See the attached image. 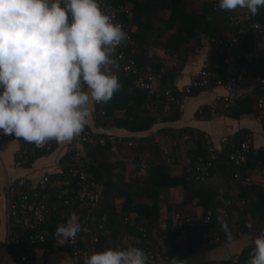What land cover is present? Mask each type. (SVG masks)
<instances>
[{
	"label": "trees",
	"instance_id": "trees-1",
	"mask_svg": "<svg viewBox=\"0 0 264 264\" xmlns=\"http://www.w3.org/2000/svg\"><path fill=\"white\" fill-rule=\"evenodd\" d=\"M218 3L219 0H204L198 5L193 0H111L114 6L128 7V16L123 19L135 26L131 44L124 48V53L147 71L163 68L156 84L160 88H170L174 100L169 103L168 110L163 111L161 106L165 98L161 94L153 96L136 88L133 75L116 69L122 87L107 104L92 101L94 123L102 128L121 127L137 132L147 130L155 123L175 120L180 112V94L173 80L186 56L199 48L204 39L211 48L209 64L220 63L222 58L236 55L247 59L246 55L255 50V41L264 36V7L259 9L257 15H251V19L263 27L258 38L251 32H245L241 35L240 43L226 48L217 44V40L236 36L238 25L231 21L235 11L218 10ZM262 41L264 42V37ZM152 47L161 49L165 57L155 53L148 54V49ZM256 54L257 62L253 64L250 61L252 75L264 73V50ZM165 58H168V64H165ZM252 93L264 95V89H259L254 84ZM220 102L219 110L200 105L195 110V116L207 119L220 112L236 117L244 111L239 100L236 105L227 109L223 107L221 99ZM142 104L149 106L140 107ZM260 121L264 126V119L260 118ZM157 132L165 134L170 140L164 154H161L152 135L118 139L117 136L94 133V139L82 143L88 177L94 182L100 195V203L94 210L96 222L104 232L98 239L99 250L103 251L108 247H138V240L143 238L161 253L164 264H168L171 256L183 260L200 249L208 250L221 244L216 240L224 234L218 218L228 219L230 223L238 225L242 235L254 239L258 237L264 230V184L256 183L253 176L264 166V146H251L248 130L244 128L226 135L228 142L232 144L248 140L245 162L237 166L229 156L231 150L228 144L223 143L219 150H212L207 136L201 130L190 126L163 127ZM97 138H103V142L99 143ZM11 139L19 140L20 144L25 143L22 138L6 136L0 139V148ZM120 146L140 157L139 163L131 162L133 169L128 176L125 175L124 161L113 156V147ZM31 147L32 152L22 164L23 167L29 166L36 158L50 154L56 147V141H49L41 148H36L33 144ZM70 155L71 142L68 143L66 152L57 159L59 170L43 173L60 179L59 184L48 187L50 199H56L58 190L63 187L76 188V177L69 171ZM184 158H188L189 163L183 164L179 174L171 175L168 165L183 162ZM207 160L213 163L209 175L202 180L196 178L198 166ZM140 165L145 167L143 174L137 173ZM259 178L264 181V174ZM173 187L180 188L179 201L174 203L168 201L167 193L168 188ZM116 199H121L118 207L115 206ZM76 201L74 198L71 204H59L50 211L45 226L52 236H55L57 226L66 223L73 215ZM160 204H164L169 212L162 221L164 225L159 221ZM206 211H210V216L204 222ZM173 213L189 216L192 220L175 223L172 221ZM5 232L3 245L6 252L20 264H31L29 261H19L20 250L14 247L13 240L17 228L7 223V219ZM254 247V242L244 244L234 257L206 260L198 264H246ZM63 251L79 264L68 248ZM43 252L48 251L43 249Z\"/></svg>",
	"mask_w": 264,
	"mask_h": 264
},
{
	"label": "clouds",
	"instance_id": "clouds-1",
	"mask_svg": "<svg viewBox=\"0 0 264 264\" xmlns=\"http://www.w3.org/2000/svg\"><path fill=\"white\" fill-rule=\"evenodd\" d=\"M264 0H219L218 10L255 16ZM128 38L101 0H0V133L36 148L70 143L89 124V101L107 104L122 84L116 54ZM226 239H233L218 218ZM76 215L55 230L59 244L82 231ZM246 264H264V230ZM83 264H149L139 247L84 253ZM168 264H187L173 257Z\"/></svg>",
	"mask_w": 264,
	"mask_h": 264
},
{
	"label": "built area",
	"instance_id": "built-area-1",
	"mask_svg": "<svg viewBox=\"0 0 264 264\" xmlns=\"http://www.w3.org/2000/svg\"><path fill=\"white\" fill-rule=\"evenodd\" d=\"M103 10L114 16L116 22L120 23L123 30L127 33L128 38L120 46H118L116 54L119 57V68L123 73L134 76L133 84L136 88L144 90L149 95H159L165 98L162 103V110L167 111L169 103L174 100L170 88H160L156 84V79L163 68L157 71H147L138 66L135 61L126 56L124 48L131 44L132 25L123 18L128 16V7L124 5L111 4V0H101ZM63 6V0H61ZM231 21L238 25V33L236 36L228 39H218L217 44L222 47H233L235 44L242 41L241 35L245 32H251L257 39L263 27L257 21L251 19V15L243 9L235 10V14L231 17ZM255 55L251 58L242 59L238 55L222 58L220 63L210 62L202 64L191 79V86L196 89H207L212 86H219L222 88L221 101L224 108H230L237 104L238 94L237 90L240 83V76L248 74L253 80V83L259 89H264V73L259 75H252L251 62L255 64ZM254 107L257 111L264 112V95L252 96ZM97 104V103H96ZM148 104H142L140 107H148ZM200 110H198V113ZM8 135L0 133V139ZM94 139V133L85 127L84 131L71 141V155L69 157V171L76 177V188H61L58 190L57 198L50 199L51 194L48 191L50 185L59 184L58 177H50L47 174L41 175L37 180L32 181L24 176L16 177L8 182L2 188V196L5 205L7 223L17 228L16 236H13L15 241L14 247L20 250L18 256L20 262H31L33 251L36 247L43 248L48 252L69 249L71 255L75 257L79 264H83L84 253H92L93 251H100L97 243L102 232L101 226L96 222L94 210L100 203L99 191L94 182L88 177L86 170V158L82 151V143ZM99 143L103 142V138H97ZM227 143L231 152L229 154L233 163L237 166L245 162V153L248 150V140H243L238 144L228 142L226 136L219 138V144ZM32 152L31 144L27 142H19V148L16 151V158L14 159L15 166H22ZM189 159L184 158L183 164H188ZM213 163L209 160L200 163L198 166V173L196 178L206 179L209 175L210 168ZM145 167L140 165L137 173L143 174ZM264 174V166L256 173V176ZM76 198L77 203L73 208V214L77 216L81 224L82 231L77 235L75 240L67 241L64 244H59L52 236L49 229L45 226L46 219L50 211L56 205L71 204L72 199ZM226 216L225 212H222ZM210 216V211H206L203 218L207 222ZM68 220V219H67ZM192 220L189 216H183L179 213L172 214L173 222H187ZM228 229L232 233L233 239L240 237L243 232L238 225L230 223L228 219L225 220ZM164 225V224H162ZM232 239V240H233ZM12 240V238H11ZM221 244H226L230 241L226 239L225 233L222 237H217ZM231 240V241H232ZM139 248L149 257V264H156L161 261L162 255L154 247H151L146 239H139ZM175 256H171V260ZM176 258V257H175Z\"/></svg>",
	"mask_w": 264,
	"mask_h": 264
},
{
	"label": "crops",
	"instance_id": "crops-1",
	"mask_svg": "<svg viewBox=\"0 0 264 264\" xmlns=\"http://www.w3.org/2000/svg\"><path fill=\"white\" fill-rule=\"evenodd\" d=\"M204 0H193L194 4L198 5ZM135 26L132 25L134 31ZM264 36L255 41V50L246 55L247 58H251L257 55L261 50H264V42L262 41ZM155 53L165 57L162 54L161 49L152 47L148 49V54ZM211 54V48L207 40H202L199 48L195 49L194 52L189 53L186 56V60L181 66L180 70L176 74L173 84L179 92V116L172 121L159 122L153 124L149 129L143 131L132 132L121 127H109L102 128L96 125L93 120V103L90 100L88 108L92 113L89 119L88 128L93 133H104L108 136L128 137V136H148L152 135L153 139L158 143L161 154L167 151L170 140L168 137L157 132L159 128H180L190 126L201 130L207 136L208 144L212 150H219V138L228 134L234 133L236 130L244 128L248 130L250 137V144L253 147L264 146V126L262 125L260 118L264 119V112L257 111L253 105L252 100V89L253 80L249 76H242L240 79L239 87L237 90L239 103L244 109L236 117H230L225 113L218 112L209 118H197L195 116V110L200 105H207L216 107L218 110L221 109V95L223 93L222 88L219 86H213L209 89L198 90L191 86V79L197 72L199 67L207 63ZM165 64H168V58H165ZM186 87L196 89V91L185 90ZM248 99V100H247ZM121 112V111H120ZM258 113V115H256ZM181 145V144H180ZM68 143L56 142L55 149L48 154L46 157L36 158L27 167L15 166L14 165V154L19 148V140L11 139L8 140L3 147L0 148V264H20L15 261L11 255H9L3 245L6 235V212L5 205L2 196V188L6 182L19 177L24 176L32 181L37 180L44 172L52 173L59 170L57 159L60 155L66 152ZM182 151V149H181ZM114 158H120L125 163V175L128 176L129 172L132 171L131 165L133 154L127 150L124 146L113 147ZM131 158V159H130ZM130 159V160H129ZM183 162L169 164L167 169L171 175H177L181 172ZM254 181L260 185L264 184V181L259 176H253ZM218 182V180L216 181ZM170 202L174 203L179 201L180 188L173 187L167 190ZM121 199L115 200V206L118 207ZM169 215L168 210L164 204H160L159 207V221L162 224L165 218ZM254 238L241 235L236 239L226 243L220 244L212 249H200L188 256L183 260L187 264H198L206 260H221L229 257H234L239 249L244 245L254 242ZM31 264H78L73 260L65 251H51L44 253L43 249L37 247L33 251V257ZM156 264H164L162 261H158Z\"/></svg>",
	"mask_w": 264,
	"mask_h": 264
},
{
	"label": "water",
	"instance_id": "water-1",
	"mask_svg": "<svg viewBox=\"0 0 264 264\" xmlns=\"http://www.w3.org/2000/svg\"><path fill=\"white\" fill-rule=\"evenodd\" d=\"M185 90L196 91V89H192L190 87H186ZM139 162H140V157L139 156H133L132 163H139Z\"/></svg>",
	"mask_w": 264,
	"mask_h": 264
}]
</instances>
